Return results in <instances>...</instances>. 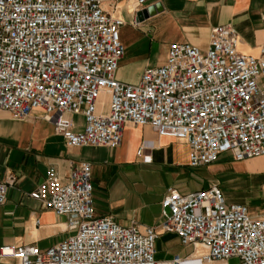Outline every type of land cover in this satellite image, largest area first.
<instances>
[{
  "label": "built area",
  "instance_id": "2783aa9c",
  "mask_svg": "<svg viewBox=\"0 0 264 264\" xmlns=\"http://www.w3.org/2000/svg\"><path fill=\"white\" fill-rule=\"evenodd\" d=\"M118 1L0 0V110L16 120L41 110L67 147L115 148L130 124L185 143L190 168L224 153L235 161L263 157L264 44L255 55L240 52L233 27L216 26L206 49L172 42L164 62L145 68L137 83L119 82L114 74L124 55L123 20L104 8ZM127 1L137 11L150 5L160 10L156 0ZM72 115L82 117L80 129ZM14 180H0V204ZM29 196L66 217L71 234L45 250L2 247L0 259L159 264L155 239L171 232L181 245L201 249L192 258L175 256L171 264H264V214L228 203L219 184L189 193L168 188L154 226H122L96 216L88 162L71 164L64 180L49 173Z\"/></svg>",
  "mask_w": 264,
  "mask_h": 264
},
{
  "label": "crops",
  "instance_id": "0c3cea01",
  "mask_svg": "<svg viewBox=\"0 0 264 264\" xmlns=\"http://www.w3.org/2000/svg\"><path fill=\"white\" fill-rule=\"evenodd\" d=\"M156 1L160 10L141 21L136 16L140 10H135L127 0L118 1L114 7L104 4L110 14L123 20L119 37L124 55L114 74L119 82L137 83L145 68L164 62L167 47L172 42L206 49L210 30L216 26L233 27L240 52L255 55L264 44V0ZM71 118L76 129H80L82 117L72 115ZM139 149L142 151L137 154ZM187 154L185 143L158 137L149 125H125L115 148L67 147L41 110H32L22 120L13 119L0 110V180L8 175L15 179L7 190L6 201L0 204V248L33 244L45 250L71 234L66 217L43 207L29 192L49 173L64 180L71 164L79 162H88L91 166L96 216L112 217L122 226L131 222L139 226L156 225L161 216L160 201L168 188L189 193L211 185L200 179L204 169L188 166ZM258 158L261 157L244 160L245 173L230 174L219 183L223 185L228 203L245 204L260 197L257 190L264 174L250 166L251 161ZM213 163L207 165L205 171L223 175V170L217 168L218 162ZM157 170L162 171L167 180L161 182L156 191V181L152 180ZM240 188L245 189L244 196L239 195ZM154 248V258L159 264H171L175 256L192 258L201 250L181 245L177 235L171 232L159 233ZM234 263V259H228L216 264ZM0 264L16 262L0 259Z\"/></svg>",
  "mask_w": 264,
  "mask_h": 264
},
{
  "label": "rangeland",
  "instance_id": "374dc122",
  "mask_svg": "<svg viewBox=\"0 0 264 264\" xmlns=\"http://www.w3.org/2000/svg\"><path fill=\"white\" fill-rule=\"evenodd\" d=\"M155 49V47H152ZM158 52L161 54L162 50L161 47L159 46ZM102 100L106 101V96L101 97ZM216 162H218L217 168L220 167L221 170H223V175L217 176V174L213 171H205L206 166L201 167L200 169H204V172H200V179H203L204 182L207 184H219L223 183L224 179H226V176L230 174H239L241 175L242 173L246 172V163L244 161H235L232 159L231 155L229 153H224L220 155ZM214 164V163H211ZM252 169L256 170L257 172L263 173L264 174V156L258 159H254L250 163ZM225 174V175H224ZM263 182L261 183L259 189L257 191L260 192V197L257 198L255 201H249L248 203H245V205L249 208V210L252 212L253 215L255 216H261L264 214V177L262 178ZM155 182L156 186V191L159 189L160 185L162 184L161 182H165L166 177L164 176V173L160 170H157L153 180ZM196 188V185L194 186ZM227 187V186H226ZM224 187V188H226ZM220 188L223 191V185L220 184ZM232 191L235 190L233 187H231ZM239 195L244 196L246 194V191L244 188H240L237 190ZM243 203V202H242Z\"/></svg>",
  "mask_w": 264,
  "mask_h": 264
},
{
  "label": "water",
  "instance_id": "95a60500",
  "mask_svg": "<svg viewBox=\"0 0 264 264\" xmlns=\"http://www.w3.org/2000/svg\"><path fill=\"white\" fill-rule=\"evenodd\" d=\"M155 8L153 6H149L137 12L136 16L139 21L147 18L151 13L155 14Z\"/></svg>",
  "mask_w": 264,
  "mask_h": 264
}]
</instances>
